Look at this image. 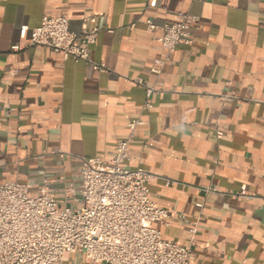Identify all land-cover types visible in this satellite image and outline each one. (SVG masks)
Instances as JSON below:
<instances>
[{
	"label": "crops",
	"instance_id": "obj_1",
	"mask_svg": "<svg viewBox=\"0 0 264 264\" xmlns=\"http://www.w3.org/2000/svg\"><path fill=\"white\" fill-rule=\"evenodd\" d=\"M178 12L198 17L195 42L156 74L164 50L146 20ZM46 16L99 28L91 56L105 69L31 45ZM136 78L162 83L143 113ZM139 117L126 166L156 175L152 199L175 212L156 224L163 238L187 245L198 222L192 264H264V0H0L1 182L64 199L83 158L111 163Z\"/></svg>",
	"mask_w": 264,
	"mask_h": 264
},
{
	"label": "built area",
	"instance_id": "obj_2",
	"mask_svg": "<svg viewBox=\"0 0 264 264\" xmlns=\"http://www.w3.org/2000/svg\"><path fill=\"white\" fill-rule=\"evenodd\" d=\"M197 21L188 12H178L173 22L161 25L146 20L147 30L164 50L154 73L173 60L179 45L195 42L191 29ZM99 31L75 32L69 18L46 16L32 31L30 44L61 53L66 60L94 64L91 46ZM135 81L144 89L142 113L151 110L162 83ZM143 123L140 117L128 123L129 135L118 143L111 163L83 158L79 189L69 185L64 199L46 186L33 194L27 184L0 181V264H63L74 253H81L86 264H192L200 224H188L187 245L164 239L156 224L169 225L175 212L152 199L149 184L156 175L142 166H126L130 144Z\"/></svg>",
	"mask_w": 264,
	"mask_h": 264
},
{
	"label": "rangeland",
	"instance_id": "obj_3",
	"mask_svg": "<svg viewBox=\"0 0 264 264\" xmlns=\"http://www.w3.org/2000/svg\"><path fill=\"white\" fill-rule=\"evenodd\" d=\"M81 205H82V203H81Z\"/></svg>",
	"mask_w": 264,
	"mask_h": 264
}]
</instances>
